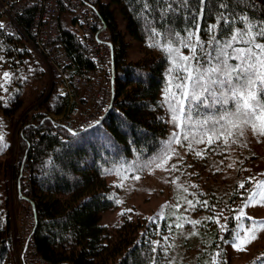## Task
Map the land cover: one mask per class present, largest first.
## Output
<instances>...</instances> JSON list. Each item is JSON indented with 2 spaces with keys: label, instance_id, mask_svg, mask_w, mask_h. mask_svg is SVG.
I'll return each instance as SVG.
<instances>
[{
  "label": "trees",
  "instance_id": "trees-1",
  "mask_svg": "<svg viewBox=\"0 0 264 264\" xmlns=\"http://www.w3.org/2000/svg\"><path fill=\"white\" fill-rule=\"evenodd\" d=\"M88 1L103 21L101 39L112 54L114 90L108 111L98 122L71 132L64 124L48 117L50 113L60 114L70 104L69 100L57 96L51 101L50 97L52 104L47 99L44 112L37 111L25 118L19 133L17 157L11 156L10 126L26 108L23 90L35 82L44 94L46 78L24 43L25 38L18 33L5 34L0 28V69L10 77L6 85L0 84L3 86L0 87V135L3 136L0 142V264H17L12 257L11 178L18 202L28 203L33 209L35 221L30 241L43 264H191L193 261L210 264L213 260L210 256L220 251L223 237L208 220L197 226L199 242L194 240V235L180 238V230L175 226L179 220L175 218L179 215L183 220L184 216L178 214V209L149 221L124 218L115 229L102 223L104 213L116 206V184L111 179L127 172H141L168 148L169 118L173 112L166 97L176 92L174 85L180 81L172 70L169 56L149 44L153 43V32L160 33L155 39L163 46L166 36L173 38L179 34L184 39L188 30L195 31L190 13L197 7L196 0H190L187 7L180 6V0ZM224 3L227 9H219L218 0L207 2L206 14L199 22L193 67L203 65L210 59L206 53L214 56L228 39L229 24L218 22L220 12H225L229 19L233 15L239 17L242 11L257 22L264 19V0H224ZM34 14L35 8L28 7L17 16L19 26L30 37ZM65 15L69 16V25L63 27L61 23L58 39L76 68L92 69L94 63L89 53L75 37L76 19L64 9L61 22ZM121 21L125 23L124 30ZM3 22L0 12V24ZM212 25L215 27L210 28ZM231 28L243 30V25L237 20ZM130 40L145 48L138 60L129 57ZM257 41L264 43L261 38ZM189 43H195V38ZM173 47L180 54L189 49L175 42ZM246 47L247 44L233 42L226 51L231 55L232 48ZM227 62L238 63L235 59ZM188 107L196 111L193 105ZM208 114L215 112L201 109L196 119ZM2 127L9 130L3 131ZM209 188L202 194L199 191L188 194L198 198V210L210 215L216 206L236 203V190L218 196ZM203 201L208 202L207 206ZM233 227L234 223L228 225L225 238H231Z\"/></svg>",
  "mask_w": 264,
  "mask_h": 264
},
{
  "label": "rangeland",
  "instance_id": "rangeland-1",
  "mask_svg": "<svg viewBox=\"0 0 264 264\" xmlns=\"http://www.w3.org/2000/svg\"><path fill=\"white\" fill-rule=\"evenodd\" d=\"M68 25L69 16L65 15L62 26L68 27ZM120 26L123 30L125 29L124 22L121 21ZM16 33L26 39L21 32L16 31ZM25 39L23 40L24 43L33 52L34 57L45 73L46 90H44L43 94L42 87H37L35 82L31 88L30 86L29 88H24L22 100L26 108L17 114L16 123L12 122V127L10 126L13 138L12 157H17L19 133L25 118L34 115L37 111L44 112L48 104H52L51 101H54L57 96L68 99L69 103L73 99L78 105L79 114H70L68 105L60 114L50 113L48 115L55 122L64 124L70 130L83 129L79 125L88 122L86 120L88 113H90L89 117L98 118L101 116L92 113L94 107L92 97L98 94L94 93V90L88 89H82L81 91L74 89L71 91L66 89V85H60L53 69L47 64L43 56L33 49L31 43ZM144 51L145 48L142 44L130 40V59H140ZM181 54L184 57L195 56V53L190 48ZM194 61L195 59L190 61L192 66ZM9 78V75L5 78L3 70L0 69V84L6 85ZM98 90L100 91V88ZM68 91H71L70 94ZM47 99L49 101L48 104L47 102L45 103ZM96 113L100 114L99 110ZM177 115L179 116V113ZM202 118L200 117L199 119ZM169 120L170 140L172 133L179 132L180 129L175 127L172 117ZM4 128L2 127L3 131L9 130V128ZM171 149L175 151L172 152ZM167 151L170 159L162 160L163 154L147 164L141 172H135L134 174L125 172L126 174L116 179H111L116 184V206L104 213L102 223L110 229H115L123 223L124 218L129 221H135L136 219L149 221L156 217L162 218L167 213L178 209L180 210L178 214L183 215L184 218L181 220L179 215H176L175 221L179 220V223L189 224L186 227L179 228L180 238H190L192 237L191 233L195 231L194 240L199 242L200 240H197L199 237L197 226L205 223L206 217L215 216L222 212L223 214L219 217V223L210 221V223H213L212 226L217 228L219 234L223 237L220 251L210 256L213 257L212 261H215V264H264V230H254L257 233V239L249 243L244 251H237L232 247L234 230L237 229V224L239 223L240 229H247L248 225L252 223L246 219L237 222L234 217H236L244 203L241 197L246 199L249 195L248 190L255 187V181L248 183L247 178L251 176L255 177L256 180H264V176L261 175L264 173V137L254 136L250 129H246L244 137L240 138L234 145L226 146L222 142H218L209 146L204 143L193 144L192 149H189L187 142L183 140V135H181L180 143H173L170 147L168 145ZM196 152H200L201 156H197ZM157 163L162 166L156 167ZM135 177H139V179H135ZM205 178L208 179L206 181L207 184L204 183ZM240 182H245L244 189L238 188ZM10 184L13 199V216L11 219L12 257H14L17 264H39L30 241V233L35 221L33 209L28 203L18 202V194L12 178L10 179ZM209 187L214 189L218 196H221V194L226 195L236 190L238 193L236 203L231 204L228 202L221 207L216 206L210 215L198 210V203L196 202L199 201L198 198L194 194L189 197L188 194L194 193V191H199V194H202L208 192L210 190ZM187 201H192L194 207L189 206ZM245 213L253 217L254 221L264 222V206L255 204V206L245 208ZM188 221H200V223L193 227ZM231 223H234L233 234L231 238L227 239L224 237L225 230H222L221 226L223 225L227 229ZM244 235V231H241V238ZM178 241L179 238H176V242ZM217 253H219V256H217ZM195 263V261L191 262V264Z\"/></svg>",
  "mask_w": 264,
  "mask_h": 264
},
{
  "label": "snow or ice",
  "instance_id": "snow-or-ice-1",
  "mask_svg": "<svg viewBox=\"0 0 264 264\" xmlns=\"http://www.w3.org/2000/svg\"><path fill=\"white\" fill-rule=\"evenodd\" d=\"M208 0H196L197 7L191 11L192 26L195 31L188 30L186 38L181 39L179 34H174L173 38L165 37V43L162 46L155 38L160 35L158 32L152 33L153 43L149 47H157L164 51L173 64V71L177 73V79L180 83L175 84L176 92L170 93L166 100L170 103V110L173 112L172 120L179 132L172 133L168 141L169 147L173 143H180V136L187 142L189 149L193 144L207 143L209 146L222 142L226 146L234 145L245 135L246 129H250L254 136L264 137V43L258 42L257 38L264 39V19L255 21L243 11L239 17L233 15L231 19L225 12H220L218 22L222 20L229 24L228 39L224 45L216 50L213 56L206 53L210 59H207L203 65L195 67L190 63L193 57H184L180 54L179 49L173 47V43H182L184 47L196 52V44L199 43L200 20L206 14V5ZM190 0H180V6L187 7ZM171 8V4H168ZM219 9H227L228 5L224 0H218ZM237 20L243 25V30L231 28V24ZM3 25L0 24V28ZM215 25L210 26L214 28ZM247 37V39H245ZM195 38V43H189ZM215 37H213L214 39ZM233 42L247 44L246 48H232V54L226 49L232 47ZM229 59L238 61L236 64H229ZM213 60L216 61L213 64ZM7 78L8 74L5 73ZM0 87H3L0 85ZM179 97V100H177ZM231 106L229 107V103ZM195 107L196 111L192 112L188 105ZM201 109L208 110L209 113L215 112L214 115H204L202 119H196L201 115ZM179 113V116L177 115ZM179 121V122H178ZM188 121V123H183ZM3 136L0 135V142ZM183 146V145H181ZM174 152V149H171ZM201 156L200 152H196ZM162 160L170 159L169 152L166 150ZM160 163L156 167H161ZM231 167V165H229ZM264 176V173L261 174ZM139 179V177H135ZM255 181V187L249 189V195L240 207L234 219L240 222L242 219L251 221L247 229H240L239 223L234 230L232 247L237 251H244L246 246L257 239L255 229L264 230V222L254 221V218L245 213V208L259 204L264 206V180H256L255 177H248L247 182ZM195 187V186H193ZM239 189L245 188V182H240ZM189 206L194 207L192 201H187ZM199 203V202H198ZM207 206L208 202H202ZM130 211V210H129ZM221 212L215 216H208L205 219L219 223ZM195 227L200 221H188ZM182 228V223L175 225ZM222 230L227 229L222 225ZM244 231L243 238L240 232ZM196 235L195 232L191 233ZM219 256V253H217ZM211 264H215L212 261Z\"/></svg>",
  "mask_w": 264,
  "mask_h": 264
},
{
  "label": "built area",
  "instance_id": "built-area-1",
  "mask_svg": "<svg viewBox=\"0 0 264 264\" xmlns=\"http://www.w3.org/2000/svg\"><path fill=\"white\" fill-rule=\"evenodd\" d=\"M28 7L35 8L32 37L23 32L17 21V16ZM64 9L71 12L76 19L75 37L89 53L94 63L92 69L84 66L76 68L63 43L58 39ZM0 12L4 17L2 31L5 34L21 32L33 49L40 53L53 69L60 85H66V89L71 91L88 89L98 94L92 97L94 105L92 113L101 116L89 117L88 113L86 117L88 122L79 126L86 128L104 116L113 96L114 75L110 49L101 39L103 21L98 17L93 5L88 0H0ZM98 88L100 91H97ZM68 109L70 114H79L78 105L73 99ZM98 110L100 114L96 113ZM32 247L35 253L33 244ZM35 255L37 263L43 264V259L36 253Z\"/></svg>",
  "mask_w": 264,
  "mask_h": 264
},
{
  "label": "water",
  "instance_id": "water-1",
  "mask_svg": "<svg viewBox=\"0 0 264 264\" xmlns=\"http://www.w3.org/2000/svg\"><path fill=\"white\" fill-rule=\"evenodd\" d=\"M71 132H74L73 130H71Z\"/></svg>",
  "mask_w": 264,
  "mask_h": 264
},
{
  "label": "bare ground",
  "instance_id": "bare-ground-1",
  "mask_svg": "<svg viewBox=\"0 0 264 264\" xmlns=\"http://www.w3.org/2000/svg\"><path fill=\"white\" fill-rule=\"evenodd\" d=\"M62 23V22H61Z\"/></svg>",
  "mask_w": 264,
  "mask_h": 264
}]
</instances>
